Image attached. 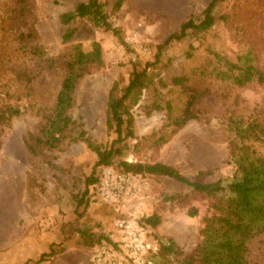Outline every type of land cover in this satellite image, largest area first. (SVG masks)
<instances>
[{
	"label": "rangeland",
	"instance_id": "obj_1",
	"mask_svg": "<svg viewBox=\"0 0 264 264\" xmlns=\"http://www.w3.org/2000/svg\"><path fill=\"white\" fill-rule=\"evenodd\" d=\"M80 1L0 0V108L11 105L22 112L6 127L0 126V222L10 226L2 264H22L27 259L28 264H51L56 256L88 264L91 250L84 238L99 234L115 238L112 220L118 215L95 190L76 207L73 196L80 198L87 189L86 179L92 173L100 178L101 170L92 172L95 154L83 141L73 140L81 130L102 146L116 139L105 125L107 95L114 82L120 89L127 85L134 67H148L151 82L131 108L134 137L115 146L121 154L109 166L114 171L120 172L122 161L160 162L191 180H225L234 172L228 154L229 118L264 124V83L254 75L252 83L238 87L215 74L230 69L229 64H242L247 56L264 75V0H223L214 9L215 23L209 31L172 41L156 63L157 46L178 24L190 17L199 19L210 0H123L114 13L111 7L116 0H101L126 46L111 32L80 18L73 24L75 36L64 43L59 17ZM93 42L100 44L103 65L91 69L75 86L71 110L75 122L69 136L53 149L36 145L31 138L38 135L54 105L65 57L89 50ZM179 76L187 80L173 85ZM192 94L194 117L182 125L170 123L166 104L172 107V118L180 121ZM254 148L264 156V145ZM206 170L211 174L197 176ZM128 176L135 198L126 212L139 219L159 215L160 224L149 230L150 236L158 244L173 240L182 253L156 254L153 264H180L200 240L202 218L212 213L210 201L193 199L189 187L168 178ZM174 195L180 197L178 201H164ZM191 207L197 209V216L188 215ZM21 237L33 243L17 244ZM44 248L48 250L40 253ZM248 260L264 264V236L251 244Z\"/></svg>",
	"mask_w": 264,
	"mask_h": 264
},
{
	"label": "trees",
	"instance_id": "obj_2",
	"mask_svg": "<svg viewBox=\"0 0 264 264\" xmlns=\"http://www.w3.org/2000/svg\"><path fill=\"white\" fill-rule=\"evenodd\" d=\"M223 0H210L201 17H190L178 24V29L168 35L164 41L157 46L158 53L155 56V63L159 61L161 50L172 41L184 39L188 33L203 34L209 31L215 23L213 15L215 7ZM123 5V0H116L112 3L111 12H118ZM106 3L101 0H82L70 11L60 15L59 22L64 27L62 41L70 42L75 36L77 29L74 22L80 19L88 20L93 28L111 32L121 45L126 46L121 31L112 26L109 14L105 10ZM37 50V49H35ZM38 54H41L37 50ZM240 65L229 64L230 69L217 71L216 77L221 80L229 79L238 87L246 86L254 81V75L258 81L264 83V75L249 62L247 56L242 58ZM103 65L102 50L98 42H93L89 50H79L72 57H65L64 73L59 90L55 97L54 105L50 114L42 121L38 135L31 136L36 145L49 149L58 147L67 139L74 120L71 110L74 106V89L83 75L93 68H100ZM237 73L233 74V70ZM187 80L185 76H179L172 80L173 85H182ZM151 82L148 75V67L138 70L134 69L129 73L127 85L120 89L114 82L107 95L106 121L105 125L109 131L116 134L110 146H102L92 141L81 130L78 137L73 141H83L85 146L95 154L96 162L92 172L96 168L109 167L114 157L121 154L120 148L115 147L126 139L134 137L133 115L131 108L135 106ZM195 100V95H190L184 111L182 120L172 118V107L166 104V110L170 123L182 125L186 119L194 116L190 107ZM22 114L15 106L6 105L0 108V126H7L8 123ZM228 129L230 140L228 141L229 161L233 166V175L227 179H218L213 182L191 180L181 175L174 167L156 162L141 163L127 162L120 163V172L134 176H153L171 179L191 189L189 194L193 199L206 198L210 201L211 215L202 218V227L199 230L200 240L194 249L180 261V264H250L248 260L251 244L257 238L264 236V156L255 148V145H264V124L256 119H244L243 117L229 118ZM31 149V147H30ZM91 172V173H92ZM211 174V171H200L199 178ZM99 179L92 173L86 179V191L80 198L73 196L76 207L87 202L86 197L94 193ZM188 195V196H189ZM187 196V197H188ZM180 197L165 196L164 201L175 202ZM196 208L191 207L188 215L197 216ZM160 216L152 214L144 218L136 217L138 223L146 229L152 230L160 224ZM150 233V232H149ZM86 234L83 232L82 238ZM84 242L90 250L95 247H102L105 243H113L114 238L104 235H88ZM157 255H182L173 240L158 244ZM50 249L48 255H52ZM40 261V260H39ZM29 260L25 262L28 264ZM89 264V260H88Z\"/></svg>",
	"mask_w": 264,
	"mask_h": 264
},
{
	"label": "built area",
	"instance_id": "obj_3",
	"mask_svg": "<svg viewBox=\"0 0 264 264\" xmlns=\"http://www.w3.org/2000/svg\"><path fill=\"white\" fill-rule=\"evenodd\" d=\"M96 188L99 198L118 215L112 221L115 232L113 243L91 250L89 264H153L158 245L145 227L141 226L126 205L135 197L130 176L112 167L101 169Z\"/></svg>",
	"mask_w": 264,
	"mask_h": 264
},
{
	"label": "crops",
	"instance_id": "obj_4",
	"mask_svg": "<svg viewBox=\"0 0 264 264\" xmlns=\"http://www.w3.org/2000/svg\"><path fill=\"white\" fill-rule=\"evenodd\" d=\"M9 228H10V226H9L8 223H5L4 221L0 222V264H2V262H1V256L2 255L1 254H3V252L7 250V249H5V245H6L7 239H8ZM63 234H67V233H63ZM53 238H56L57 239L58 237L57 236H53ZM53 241L54 240H52L49 243V245L52 244ZM22 242H24V244L25 243H33V239H25L24 240L21 237L19 240H17V244L18 243L21 244ZM46 250H48V249H45L44 248L40 253H44ZM26 261H28V259ZM26 261H24L22 264H25ZM72 262L73 261H71L70 259H67V258H59V256H56V258L53 260V262L51 264H74Z\"/></svg>",
	"mask_w": 264,
	"mask_h": 264
}]
</instances>
